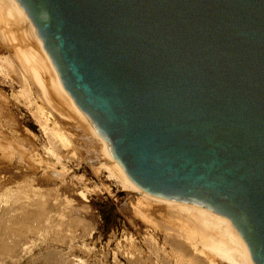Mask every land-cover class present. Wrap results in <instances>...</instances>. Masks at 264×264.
<instances>
[{
    "label": "water",
    "instance_id": "obj_1",
    "mask_svg": "<svg viewBox=\"0 0 264 264\" xmlns=\"http://www.w3.org/2000/svg\"><path fill=\"white\" fill-rule=\"evenodd\" d=\"M16 1L127 179L264 264V0Z\"/></svg>",
    "mask_w": 264,
    "mask_h": 264
},
{
    "label": "bare ground",
    "instance_id": "obj_2",
    "mask_svg": "<svg viewBox=\"0 0 264 264\" xmlns=\"http://www.w3.org/2000/svg\"><path fill=\"white\" fill-rule=\"evenodd\" d=\"M1 47L7 50L8 55L2 53ZM0 52L3 54L0 53V74L10 85L19 86L14 98L31 109L32 116L34 115L48 142L42 149L48 156L46 159L42 156L45 153H38V146H35L34 142H29L18 134L19 120L12 111L10 98L0 90V264L82 263H78L79 259L75 262L74 257L73 260L70 258V253L65 254L58 247L64 245L65 248L67 245L71 250L72 232H76L73 228L80 227L87 233L90 224L87 217L82 215L89 207L83 202V198L79 204H75L65 193L62 194L65 198L60 195L62 189H67L64 178L67 170L62 162L66 153L64 154L62 149L76 147L73 145V137L79 138L76 135V127L84 134H78L81 137L79 142L82 140L87 150V146L92 144V148L95 147L99 151L95 152L104 156L106 163H103L102 169L108 174V178L138 196L137 202L132 206L135 215L152 225L151 227L165 232L164 238L169 251L156 245L154 251L157 255L163 252L165 259L169 260V263L172 260L173 264H254L247 245L227 218L218 216L200 205L153 198L127 179L110 157L104 141L95 131L89 118L62 88L41 41L34 33L29 17L16 0H0ZM54 114H57L60 120L55 118ZM81 142L77 144H82ZM58 165L62 166L61 170ZM95 170L94 173L100 171ZM35 181L46 183L47 188L43 190L39 183L34 184ZM79 196L85 197L83 192H80ZM156 207L162 208L163 211L159 217L154 218L152 211ZM65 217L68 220H64ZM40 232H43V235H40L39 240L44 242V245L46 243V248L32 256L29 255L27 261V254L31 253L34 247L40 244L43 246L42 243L37 244L38 239L32 240V236L35 238L34 235ZM149 238L153 239L152 236ZM154 240L151 241L152 244L155 243ZM126 253L130 264L158 263L154 261L158 258L152 260V257H139L140 255L136 258L132 253ZM98 261L99 259L95 262ZM95 262L93 264H96ZM119 262L118 264L122 263Z\"/></svg>",
    "mask_w": 264,
    "mask_h": 264
},
{
    "label": "rangeland",
    "instance_id": "obj_3",
    "mask_svg": "<svg viewBox=\"0 0 264 264\" xmlns=\"http://www.w3.org/2000/svg\"><path fill=\"white\" fill-rule=\"evenodd\" d=\"M2 48L3 47H1L2 53L8 55L7 50L4 48L2 49ZM2 53L1 55H3ZM7 83L8 82L5 80L2 74H0V90L1 92L3 91V93H5V95L8 96V98H10L9 100L11 102L12 111L14 112L16 118L19 120L20 127H19L18 134L22 137H25V139L27 138L26 140H29V142H34V144H36L35 146H38L37 147L38 153L40 152V155H42L43 153H45L44 150L42 152V149H44L43 146H45L48 143L47 138H45L46 136L44 135L43 131H41V127L36 121L34 115L32 116L31 109L25 106L22 101L17 102V100L14 98L19 90V86H17V84H14V86H12L10 85V83L8 84ZM54 115H55V118L58 117L57 114H54ZM75 129L80 136L84 135L82 134V131L78 127H76ZM78 134L76 135L81 139V137ZM79 138L76 139V137H73L74 139L73 145L76 147L72 146L69 148V150L68 148H65L64 150L62 149L63 153L64 154L66 153V155H64L65 159L63 158L62 162L64 163L63 166H65L66 167L65 169L67 170L64 178H65L66 187L68 190L66 188L62 189L63 191L61 190L60 195H61V198L63 197L65 198V195H66L67 198L75 201V204H79L80 199L83 198L84 199L83 202L86 203L89 207L85 210L84 213H82V215H84L85 218L87 217L86 219L89 221L88 223L90 224L88 225L87 233L83 232L80 227L73 228V230H76V232L72 230L73 231L72 238H71L72 243H73L72 249L70 250L68 248L69 246L67 245L65 246V248H63L64 245L62 246L59 245L58 246L59 250L65 254L70 253L69 254L71 255L70 258L72 259V257H74L75 262L77 261V259H79L78 263L82 261L81 264H84V261H85V264H93L98 259L99 261L95 262L96 264L97 263L101 264L102 261L103 262L105 261L102 264H105V263L106 264H114V263L118 264L119 261L122 262V263L119 262L120 264H130L128 262V258H127L128 255H126L127 254L126 252H130L128 254L132 253L131 255H133L136 258L138 255H140L139 257L141 256L142 257L144 256L146 258L152 257V260L158 258V260L157 259L154 260V261H158L157 264H170L171 262H172L171 264H173L172 260H170V263H169V260L167 261L165 259L163 252H160L158 256L157 253L154 251V246L156 245L162 248V250L168 249L169 251V247L167 245V242L165 241L166 239L164 238L165 232L160 229L158 230V228L155 229L151 227L152 225H149L147 222L145 223V221L142 218L135 215L132 206L133 204H135V202H137L136 197L138 196L131 191H127L126 189L122 188L119 184H117L114 180L108 178L107 176L108 174L105 172L104 169H102V166L106 163V160L103 158L104 156H102L101 154H98L99 151H97L95 147L93 149L92 144L91 145L89 144L87 146L88 150L85 147V145L81 142L82 140H80L82 144H77V143H80ZM82 147H85V148H82ZM72 148L74 149L72 150ZM76 149L78 150L76 151ZM74 150H75V153H74ZM86 150L88 151V153H86ZM95 151H97L98 153H96ZM81 153L83 154L85 153L84 156ZM42 156H44L45 158L48 157L46 153L43 154ZM69 156H70V159H69ZM15 162H17V160ZM57 167L58 169L60 168V170L62 169L61 168L62 166L59 167L58 165ZM95 169L97 170L100 169V171L94 173V171H96ZM38 183L43 190L47 188L46 183L40 184V181L39 182L37 181L34 184L37 185ZM80 192H83L85 197L79 196ZM64 193L65 195H62ZM154 210L152 211L154 218L155 216L159 217L160 212L163 211L162 208L160 207H156ZM65 219L68 220L67 217H65L64 220ZM77 232L78 233L80 232V233L77 234ZM41 234L43 235V232H40L38 235H34L35 238H33L32 236V240L38 239L37 244L38 243L43 244L44 242L39 240ZM75 236L80 237V238L77 239ZM151 236L153 237V239H155L154 242L156 244L151 243V241H153V239L151 240L149 238ZM74 238L76 239L75 241H74ZM146 239H147V243H146ZM149 240L151 241L148 242ZM76 242L78 245L76 244ZM150 244L151 246H149ZM45 246H46V243L45 245L43 244L42 246L43 249L41 247V244L36 246V248L38 247V249L41 247L39 250L34 247V250H32L33 253L31 252L27 254V261L29 257L32 256L33 254L38 253L40 250H44L46 248ZM87 246L89 247L87 248ZM151 247L153 250L151 249ZM60 248H63V249H60ZM72 250L75 254L72 252ZM90 252H93V253H90ZM118 253L119 254L123 253V254L119 255ZM134 253L136 255H134ZM103 255L105 256V259ZM123 255L125 258L123 257ZM131 255H129V257ZM96 257H99V258H96ZM114 257L117 258L118 262L117 260H115ZM100 258H102V260H100ZM100 261L101 263H99ZM154 261L152 262L154 263Z\"/></svg>",
    "mask_w": 264,
    "mask_h": 264
}]
</instances>
